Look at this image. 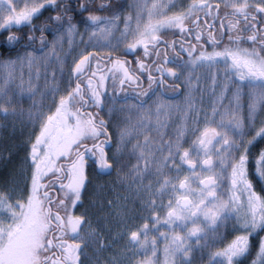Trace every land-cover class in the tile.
Masks as SVG:
<instances>
[{
  "label": "snow or ice",
  "instance_id": "6c2138e0",
  "mask_svg": "<svg viewBox=\"0 0 264 264\" xmlns=\"http://www.w3.org/2000/svg\"><path fill=\"white\" fill-rule=\"evenodd\" d=\"M128 7L135 13L123 16V29L118 14L90 13L82 17L88 39L81 37L83 48L76 52L71 47L65 51L60 45L64 35L73 36L78 31L74 14L88 12V0H78L75 8L65 0H0V31L7 32L0 47L11 51L24 40L23 47L32 48L36 31L41 33L39 49L0 60V70L6 72L0 76V112L5 117L17 114L12 106L14 93L10 94L14 77L8 70L17 63L23 65L25 60L30 68L41 59L46 61V68L53 66L51 82L42 94L46 97L52 93L47 109L43 101L39 105L34 102L35 111L27 114L35 135L33 138L29 134L25 142L19 197L12 199L18 183L15 172L6 180L8 189L0 192V264H82L85 248L95 246L102 251L111 247L115 240L105 242L92 226L87 210L80 215L73 210L82 203L90 183L89 166L98 176L110 175L115 169L135 193L133 202L139 200L138 208L125 203L115 213L120 227L117 238H124L125 244L108 264H159L160 239L165 241L164 264H192L196 249L209 247V238L216 243L219 237L222 242L218 230L227 229L229 221H233L231 230L240 234L211 253V264H244L252 255V240L257 236L259 242L250 264H264V236L259 235L264 232V149L255 161L260 192L249 179L251 147L258 139L264 140V20L260 19L264 17V0H191L186 5L183 0H133ZM49 9L55 15L39 25L33 23ZM105 9L110 6H98V10ZM13 27H27L28 32L17 34ZM46 31L60 33L47 52ZM167 31L178 32L183 39L168 41L163 38ZM226 34L228 40L224 43ZM245 43L251 46L242 47ZM89 48L108 52L101 54ZM141 50L142 55H136ZM128 55L136 56L135 60L123 58ZM202 66L217 69L212 74L214 88L222 72L227 90L232 93L228 106L222 104L224 93L219 102L213 100L211 111L201 106L202 97L197 104L192 94V72ZM66 70L67 86L62 88L56 81H63ZM185 72L187 95L184 105L177 106L180 123L165 140L168 133L160 131L164 126L160 112L171 106L154 101L159 138L146 135L143 142L133 144L130 155L137 162L125 172L128 165L123 154L132 132L141 128L148 132L153 127L152 108H145L148 98L158 89H175L167 83L168 78L179 80ZM145 74L148 88L136 91L142 89L141 77ZM109 80L114 93L118 84L126 101L129 89L138 101L125 105L138 118L134 125L131 116L126 118L129 125L120 130L111 155L109 121L100 117ZM18 88L21 93L35 95L31 79L25 84L21 78ZM245 88L249 103L247 117L242 118L240 101ZM93 107L98 111H88ZM114 111L113 105L109 114ZM10 158V153L4 156L0 152V159ZM148 176L155 179L145 184ZM98 187L103 189V185ZM108 206H113L112 201ZM139 220L144 222L140 224ZM160 228L167 231L161 232ZM149 232L159 235L149 239ZM140 253L143 256L135 259Z\"/></svg>",
  "mask_w": 264,
  "mask_h": 264
},
{
  "label": "flooded vegetation",
  "instance_id": "af4514ba",
  "mask_svg": "<svg viewBox=\"0 0 264 264\" xmlns=\"http://www.w3.org/2000/svg\"><path fill=\"white\" fill-rule=\"evenodd\" d=\"M65 2L70 3L72 5V7L75 8L77 6L78 0H67V1L65 0ZM91 2H92V0H91ZM91 2H88V3H91ZM49 13H50V15H55V13L52 12L50 9H49ZM220 14L223 15V9L221 10ZM47 17L38 18V19L34 20L33 23L39 25V24L43 23ZM74 17H76V14H74ZM260 19L264 20V17H261ZM216 27L219 28V21L216 22ZM19 29L16 27H13L12 31L16 32L18 34L28 32L27 27H23L22 28L23 30H19ZM49 33L51 34L50 31H46L43 35L46 36ZM5 34L7 35V32L0 31V42L3 41ZM248 34L249 33H244V35H248ZM35 35L37 37L36 40H38V37L41 36L40 31L37 30ZM163 38L168 40V41L176 40L177 42H179L183 39L178 32H176L175 34H171V33L168 35L165 34L163 36ZM205 39H206V37H205ZM227 40H228V36L226 34L224 36V43H227ZM24 43H25V41L22 40L20 42L21 46H23ZM250 46L251 45L249 43H245L242 45V47H250ZM221 47H223V45H221ZM17 48H18V46H16L15 48L11 49V51H9L8 47H0V56H6V55L13 54V52H15L17 50ZM177 50H179V43H177ZM209 50H211V49L209 48ZM169 51L171 54V50H169ZM136 55H142V50H141V52L136 53ZM123 58H126L130 61H134L136 56L128 55V56L123 57ZM186 58L187 57L185 55V59ZM132 66L135 67V64L133 63ZM168 66L174 67V65H168ZM222 67L223 66H220V68H222ZM186 73L187 72H185V74L183 76H181V78L179 80H174L173 78H168L167 83L173 84L174 86H176L175 89H173V88H168L166 90L158 89L151 97L148 98V102L145 104V108H148L149 106H151V108H152V113H153L152 123H155V121H156V104L153 103L154 101L159 102L162 105L171 106L170 108L161 110L160 119L162 121H166L168 123L171 122L174 124L180 123L181 112L177 109V106L178 105H180V106L184 105L185 97L187 95V88H186V85L184 84V81L187 79ZM192 73H193L192 84L194 86V91L192 94L195 97L198 105H200L201 97H202L203 98V104L201 106L207 108L208 111H211V105H212L213 100H217L219 102L221 93H224L225 97H226L222 100V104L224 106L229 105L232 93L227 90L226 82L223 79L222 72H221L220 82L217 85V87H215V88H213L209 85L210 81L209 82L207 81L208 78L210 77V74L208 71H204V73H202V68H196L195 71ZM214 73H215V71H214ZM197 77H199V86L198 87L196 86ZM141 79H142V89H137L136 91H141L143 89L148 88L147 75L145 74L144 76L141 77ZM107 84L109 86L108 94L106 97H104L105 107H104L103 111H100V117L105 119L106 121H109V133L111 135V149L109 150V155H111V153L116 150V141L119 137L120 130L129 125V121L126 118L131 116L132 117L131 123L133 125L136 123L137 118H138L137 113L136 112L129 113L127 111V108H125V105L126 104H129V105L130 104H136V103H138V101L135 99V93L132 92L131 89L128 90L129 98L126 101L124 99L125 93H124V91L119 89L118 84H117V88L115 90V93L113 92V89L111 87V80L107 81ZM232 87L234 88L235 85H232ZM246 89L247 88H245L243 90L244 94L242 95L241 101H240L241 105H242L241 116H242V113L245 112L244 109L247 107L246 106L247 95L245 93ZM113 105L115 106L116 111L109 114V108L112 107ZM121 108H125V110L123 112L119 111V109H121ZM88 111L96 112V111H98V109L93 107V108L88 109ZM242 118H245V116ZM145 127H147V122H145ZM136 133H137V130H134L132 132V135L129 138L128 143L124 149L123 159L127 162V165H128V167H126L124 169L125 172H127L128 168H130L132 165H134L135 164L134 161H136L135 156L130 155L132 145H133V143H132L133 138L137 139ZM253 134H254V132H253ZM34 135H33V138H34ZM250 137H251V135L249 132L248 136L245 138L247 139ZM102 139H103V137H102ZM189 142H190V140H189ZM88 143H91V141H88ZM184 146L188 147V143H185ZM261 149H264V140L258 139L253 144V146L251 147V151H250V163H249L250 175H249V179H251L253 181L254 185H256V191L257 192H260L261 184L258 181V179L255 177V168H256L255 161L258 158ZM114 171H115V169L112 170V172H111L112 175L114 174L113 173ZM87 175H88L90 183L87 185L86 189L83 192L82 203H80L79 207H76L73 210H74L76 215H80L85 210H87L89 213V219L91 220L92 226L94 228H97L98 222L102 221L101 226L105 230H102L101 228L98 230H101V235L104 238L105 242H109L112 240H115V242L111 244V247H105L102 251L97 250V248L95 246H89V247L85 248L83 250L82 255H81V261H82V264H97V260H99L100 264H108V261L112 257V255L114 253H116L118 250L122 249V247L125 244L124 238H117V234L120 231V227H119L118 217L115 215V213L117 212V210L119 209L120 206H123L125 203H128L130 201V199L134 200L135 193L129 188L128 182L127 181L122 182L119 177L117 179H115L114 181H112L113 185L111 187H109V188L104 187L105 184H108L110 175L98 176L96 174V172L94 171L93 166L88 167ZM101 178H103L102 183H101L103 185V189H101V192H100V187H98V181ZM115 181L118 183V186H116ZM132 187L134 188L135 185H133ZM119 189H120V196L123 198L129 197V199L127 201L124 200L123 201L124 203L122 204V201H120V198H121L120 197L119 198V202H120L119 205L114 203V206L112 207V209H109L110 211L106 208H101V203L103 200L102 197L107 195L109 190H119ZM123 193H124V196H122ZM110 199L111 198L109 197V199L107 201V207H108V202L110 201ZM112 201H117V200L115 198ZM70 207H71V205H70ZM138 222L140 224H142L144 221L139 220ZM103 225H105V227H103ZM161 229L162 228H160L159 231ZM239 234L240 233L237 232V235H239ZM259 235L264 236V232H261ZM148 236H149V239H151V237L157 236V232H154V233L149 232ZM228 242H230V241H228ZM258 242H259V236L253 238L252 243L254 246L252 248V255H249L244 260V264H250L251 260L254 258L255 251H256V245H258ZM158 248H159V246H158ZM158 254H160V249H159ZM142 256H143V253H140V255H138L137 257L141 258ZM211 259H212V257L208 260V262L206 264H211Z\"/></svg>",
  "mask_w": 264,
  "mask_h": 264
},
{
  "label": "rangeland",
  "instance_id": "374dc122",
  "mask_svg": "<svg viewBox=\"0 0 264 264\" xmlns=\"http://www.w3.org/2000/svg\"><path fill=\"white\" fill-rule=\"evenodd\" d=\"M67 1V0H66ZM73 2V1H72ZM88 2H91V0H88ZM114 2H117L120 4V6L111 11V13L107 12V16H111L113 14H118L121 19L119 21V27L121 29H123L124 24H123V16L124 15H128L129 13L134 14L135 13V9H130L128 6L130 4L133 3V0H92L91 4H93L94 6H99L101 3L107 5V3H109L108 5L110 6V10H111V6L112 4H114ZM191 0H183V3L186 5L188 3H190ZM212 2H219V0H212ZM108 10V9H107ZM73 23L77 25L78 31L73 35V36H68V35H64L62 42H61V47L67 51L70 47L74 48L76 52L80 51V49L83 48V44L81 43V37L83 36V39L86 41L88 39V33L84 31L85 29V24L82 22V20H78L77 18L74 17ZM91 31V29H89V32ZM167 35L168 34H175L172 31H167L166 32ZM18 34V33H17ZM118 34V33H117ZM6 35V34H5ZM4 35V36H5ZM60 35L59 32H51V34L49 33L48 35L44 36L45 39L48 42V45L44 48V51L47 52L49 50V48L51 47L52 41L53 39ZM18 48L15 52H13V54L10 55H6V56H0V60H4V59H15L17 57V55L23 56L25 55L27 52L32 51L33 48L35 49H39L41 47L40 44V37H38V40L35 41L34 45L32 48H24L23 46H21V44L17 45ZM60 49L58 48L57 51H59ZM89 51H97L100 52L101 54H106L108 52V49H93V48H89ZM35 55L37 56H41L42 53L40 52H36ZM69 63H71L72 57L70 56L68 58ZM45 63L46 61L41 59L37 64H34L31 68L29 67L27 61L25 60V62L23 63V65H21L20 63H17L16 66L13 69H10L8 71H10L14 77V82L11 85V93H14V95H12V99H13V105L16 108V115L12 116L9 115L7 117H5V115L0 112V152H2L4 154V156H8L10 153V159H0V192H5L9 185L6 183V180L8 179L9 174L15 172L17 174V185L16 190L12 192V199L15 200L19 197V189L23 187V183H22V177L19 175L20 173V166L23 163L24 157L26 155L25 152V142L28 140L29 134L34 135L35 133L33 132V124L31 123V121L28 120V112L30 110L35 111V109L32 107L33 103L35 102L37 105H39L41 103V101H43L44 105H45V110L47 109V105L49 104L50 100H51V96L52 93L48 92L47 96L44 97L42 96V94L44 92L47 91L48 88V84L51 82L50 81V76L51 73L53 71V66L52 65H48L47 68L45 67ZM222 65H219L218 67H220ZM202 68V73H204V71H208L210 74V77L208 78V82L210 81L211 83H209V85L211 87L214 88L213 85V80H212V74L214 73V71L216 72V68H212L209 69L207 66H202L200 67ZM67 70H70V68H68V66H66ZM57 70H58V66H57ZM67 70L65 72V76L63 81H60L59 78L57 79V83L60 84V86L62 88H66L67 86ZM47 73V75H46ZM6 72L4 70H0V76L5 75ZM186 75H188V72L186 73ZM193 75V73H192ZM193 77V76H192ZM21 78H23V81L25 82V84H27V82L29 81V79H31L32 82V86L35 90V95H31L28 92H24L21 93L20 89L18 88V85L21 82ZM220 78L221 75L218 79L217 84L215 85V87H217V85L220 82ZM3 83V80L0 79V84ZM246 95L248 93V89H246L245 91ZM59 98V94H57V99ZM249 103V97L247 95L246 97V106H248ZM54 109V106H53ZM244 109V108H243ZM245 112L242 113V117L245 116V118L247 117V107L244 109ZM264 118V114H262V117ZM164 126L161 127L160 131L161 132H167L168 135H165L163 138L165 140H167L169 138V135H171L172 130L176 127L177 124L171 123V122H166L163 121ZM155 123H153V127L150 131L148 132H144L143 128L141 129H136L137 132H141L142 134L137 135V139L133 138L132 143L135 144L138 140L140 142H143L145 139V136H150V137H156L159 138V133H157V131H155ZM36 127V131L38 130V125L35 126ZM257 127H259V123H257ZM254 132V131H253ZM253 132H250V135H253ZM137 161H134V163L136 164ZM114 174L110 175L109 178V182L108 184H105L104 187L109 188L111 187L112 181H114L115 179L118 178L117 176V172L116 170L113 172ZM174 175V173H173ZM183 176V173H181V177ZM102 179L101 178L98 181V186L102 185ZM155 179L154 176H148L145 178L144 183L147 184L149 182V180ZM116 186H118V183L115 181ZM100 192H101V188H100ZM122 196H124V193L122 194ZM109 197L111 198L110 201H112L113 199L116 198L117 201H112V204L114 206V203H116L117 205H119V198L120 196V189L119 190H109L107 195L103 196V200L101 203V208H106V209H112V207H107V201L109 199ZM25 198H26V194H25ZM168 196L165 195L164 196V201L167 202ZM125 199L123 197L120 198V201H122V204L124 203ZM159 203V200H158ZM128 207H137L139 206V200L135 201V203L133 202L132 199H130V201L127 203ZM110 211V210H109ZM166 211V210H163ZM163 214V212H162ZM232 223L233 221H229L228 222V227L227 229L224 228H220L218 231L220 233V236L223 237L222 242L219 240V237H217V241L216 243H213L212 239L209 238L208 243H209V247L207 248H197L193 259H192V264H203V263H207L208 260L211 258V253L215 252L218 248H221L223 246H225V244L228 243V241H231L232 238H234V236L237 235V232H233L232 229ZM102 221L98 222L97 225V229H102L105 230L104 228H102ZM191 226V225H190ZM103 227H105V225H103ZM101 232V230H99ZM161 232L163 231H167L166 228H162L160 230ZM186 231V230H185ZM154 233V232H153ZM159 235V233L157 232V236ZM211 237V234H210ZM193 244H195V240L193 239L191 241ZM201 243H204L203 240H201ZM165 245V241L163 239L159 240V249H160V254H158V261L159 264H164V255H163V248ZM135 259H140V257H135Z\"/></svg>",
  "mask_w": 264,
  "mask_h": 264
},
{
  "label": "trees",
  "instance_id": "16d2710c",
  "mask_svg": "<svg viewBox=\"0 0 264 264\" xmlns=\"http://www.w3.org/2000/svg\"><path fill=\"white\" fill-rule=\"evenodd\" d=\"M114 4H112L114 8H116L117 6H119V5H117V3H114ZM105 11H108V10L107 9H105V10H98V6H94L93 4H89V11L88 12H84V13H80V14H76V18L78 20L79 19L82 20V17H86L90 13L91 14H94V15H99V16H106L107 12H105ZM49 15H50L49 10H45L43 12V14L39 18L47 17ZM19 30H23V29L20 28Z\"/></svg>",
  "mask_w": 264,
  "mask_h": 264
}]
</instances>
